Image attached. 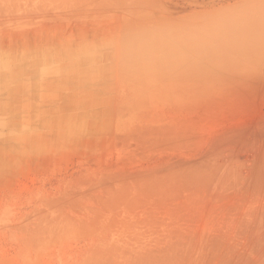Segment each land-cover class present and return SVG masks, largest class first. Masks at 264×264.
<instances>
[{
  "label": "rangeland",
  "instance_id": "374dc122",
  "mask_svg": "<svg viewBox=\"0 0 264 264\" xmlns=\"http://www.w3.org/2000/svg\"><path fill=\"white\" fill-rule=\"evenodd\" d=\"M0 264H264V0H0Z\"/></svg>",
  "mask_w": 264,
  "mask_h": 264
}]
</instances>
